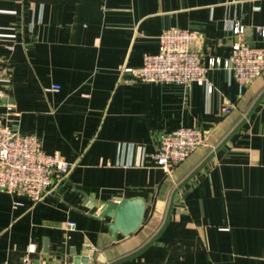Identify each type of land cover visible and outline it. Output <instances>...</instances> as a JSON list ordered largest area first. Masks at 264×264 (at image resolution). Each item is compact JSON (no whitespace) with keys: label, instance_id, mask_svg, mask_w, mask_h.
Wrapping results in <instances>:
<instances>
[{"label":"crops","instance_id":"1","mask_svg":"<svg viewBox=\"0 0 264 264\" xmlns=\"http://www.w3.org/2000/svg\"><path fill=\"white\" fill-rule=\"evenodd\" d=\"M262 25L264 0H0L6 122L74 164L39 203L0 192V264L32 247L37 264L85 252L86 264H264V72L240 94L224 68L208 72L212 92L121 71L157 53L170 27L197 31L204 58L225 59L239 39L261 46ZM190 126L207 144L171 172L158 167L160 136ZM126 198L146 201L143 223L113 234L101 209Z\"/></svg>","mask_w":264,"mask_h":264},{"label":"built area","instance_id":"2","mask_svg":"<svg viewBox=\"0 0 264 264\" xmlns=\"http://www.w3.org/2000/svg\"><path fill=\"white\" fill-rule=\"evenodd\" d=\"M236 35L245 32V26L231 24ZM264 39V25L257 27ZM197 31L170 27L159 36L157 53L144 54L143 65L139 68L122 66V73L132 74L134 80L144 82H172L185 87L194 82L206 84L209 92L213 86L208 79L212 69L229 70L240 86V94L264 72V40L261 46L252 45L244 39L233 43L228 58L210 57L205 59L197 49ZM0 60V192L26 196L39 203L62 181L66 180L74 164L59 153H48L35 134L24 133L7 124L15 112V104L9 98L7 88L11 77L6 75ZM52 90H59L54 85ZM234 109L230 99H225L221 113L227 115ZM3 110V111H2ZM207 144V133L197 126L181 127L160 136L152 161L166 172L187 160L199 147ZM76 222H69L68 229L74 230ZM29 248L21 264H37ZM67 264V263H62Z\"/></svg>","mask_w":264,"mask_h":264},{"label":"water","instance_id":"3","mask_svg":"<svg viewBox=\"0 0 264 264\" xmlns=\"http://www.w3.org/2000/svg\"><path fill=\"white\" fill-rule=\"evenodd\" d=\"M146 210V201L143 198H126L119 202H106L100 216H110L112 222L110 231L114 234L122 232L129 235L142 225ZM89 252H85L76 259L75 264H86L90 260Z\"/></svg>","mask_w":264,"mask_h":264}]
</instances>
